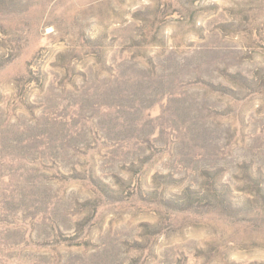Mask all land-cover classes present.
Here are the masks:
<instances>
[{"label": "rangeland", "instance_id": "374dc122", "mask_svg": "<svg viewBox=\"0 0 264 264\" xmlns=\"http://www.w3.org/2000/svg\"><path fill=\"white\" fill-rule=\"evenodd\" d=\"M0 264H264V0H0Z\"/></svg>", "mask_w": 264, "mask_h": 264}]
</instances>
